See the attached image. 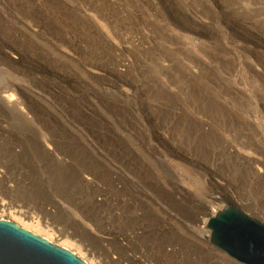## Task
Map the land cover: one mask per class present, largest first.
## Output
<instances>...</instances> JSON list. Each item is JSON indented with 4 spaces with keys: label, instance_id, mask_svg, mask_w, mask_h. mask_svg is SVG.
Masks as SVG:
<instances>
[{
    "label": "rangeland",
    "instance_id": "374dc122",
    "mask_svg": "<svg viewBox=\"0 0 264 264\" xmlns=\"http://www.w3.org/2000/svg\"><path fill=\"white\" fill-rule=\"evenodd\" d=\"M225 201L264 225V0H0V220L88 264H237L197 232Z\"/></svg>",
    "mask_w": 264,
    "mask_h": 264
},
{
    "label": "water",
    "instance_id": "95a60500",
    "mask_svg": "<svg viewBox=\"0 0 264 264\" xmlns=\"http://www.w3.org/2000/svg\"><path fill=\"white\" fill-rule=\"evenodd\" d=\"M210 244L237 264H264V225L228 203L207 223ZM0 264H86L70 251L0 220Z\"/></svg>",
    "mask_w": 264,
    "mask_h": 264
},
{
    "label": "bare ground",
    "instance_id": "6f19581e",
    "mask_svg": "<svg viewBox=\"0 0 264 264\" xmlns=\"http://www.w3.org/2000/svg\"><path fill=\"white\" fill-rule=\"evenodd\" d=\"M4 105L5 107H7L8 110H10L12 107L18 109L21 113H23L24 115L26 114L25 113V110L24 108L21 107V104H19L17 102V100L13 97V94L11 95H7L4 97ZM226 205H228V203L230 205H232L230 202L228 201H225ZM207 206H209V209H210V218L214 217L219 211H221L225 206H215L213 203L211 202H206ZM0 206L2 208H6V205H3V204H0ZM4 206V207H3ZM27 207H25L24 205H21V206H18L17 207V213L23 218V219H27V220H32V222L35 224V228L36 227H40L41 226V223L42 221L40 222L38 217L34 216L33 215V211L31 209H26ZM221 209V210H220ZM207 221V220H206ZM206 221H203L202 223L203 224H206L207 222ZM19 225V224H18ZM197 232H198V237L200 239H202L203 241H209L210 240V234L208 231L202 229L201 227L197 229ZM47 239V238H45ZM48 240V239H47ZM49 241V240H48ZM85 261V260H83ZM234 261V260H233ZM235 262V261H234ZM85 263H87L85 261ZM88 264V263H87Z\"/></svg>",
    "mask_w": 264,
    "mask_h": 264
}]
</instances>
